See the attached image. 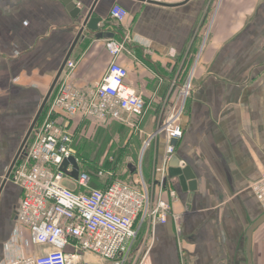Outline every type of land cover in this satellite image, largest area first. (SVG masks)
Listing matches in <instances>:
<instances>
[{"label":"crops","instance_id":"0c3cea01","mask_svg":"<svg viewBox=\"0 0 264 264\" xmlns=\"http://www.w3.org/2000/svg\"><path fill=\"white\" fill-rule=\"evenodd\" d=\"M65 1L0 0V264L42 249L17 221L22 192L8 172L69 55L76 64L69 81L78 88L100 82L113 62L125 67L153 126L155 112L173 101L172 88L193 72L175 155L194 174L197 190L184 192L168 178L163 198L171 214L166 224L136 223L132 262L139 256L142 264H247L245 233L264 213L251 190L264 176V0H226L218 17L215 0H73L82 19L94 9L100 29L125 43L116 59L107 51L109 38L98 33L85 30L75 44L82 20L72 18ZM116 5L128 12L123 23L111 18ZM82 122L75 119L74 136ZM152 141L141 155L151 151L152 174L141 158L138 167L150 189L167 146L163 135ZM70 189L78 190L76 183ZM252 253L254 264H264V224L253 235Z\"/></svg>","mask_w":264,"mask_h":264},{"label":"built area","instance_id":"2783aa9c","mask_svg":"<svg viewBox=\"0 0 264 264\" xmlns=\"http://www.w3.org/2000/svg\"><path fill=\"white\" fill-rule=\"evenodd\" d=\"M127 17L122 7L112 8L111 18L116 22L123 23ZM106 48L116 59L126 45L111 39ZM75 68L74 62L67 63L69 72L60 80L43 120L11 174V182L22 192L17 221L29 230L33 246L42 249L9 264H142L139 256L132 262L135 225L147 221L166 224L171 214V202L163 194L168 165L175 154L172 143L184 137L182 118L192 91L191 80L182 86L174 101H167L161 110L160 129L145 144L148 146L162 134L167 143L163 164L155 171L152 193L141 171L138 182L131 185L115 180L112 172L102 168L98 177L103 189L92 188L91 176L81 172L76 181L78 190H72L64 185L72 167L63 171L62 166L75 157L74 135L62 120L81 117L97 125L129 124L146 108L143 96L127 83L128 70L118 63H111L106 76L90 88H78L69 81ZM155 188H159L158 193ZM251 190L264 206V176ZM169 195L176 200L174 191L169 190Z\"/></svg>","mask_w":264,"mask_h":264},{"label":"rangeland","instance_id":"374dc122","mask_svg":"<svg viewBox=\"0 0 264 264\" xmlns=\"http://www.w3.org/2000/svg\"><path fill=\"white\" fill-rule=\"evenodd\" d=\"M225 1L226 0H215V4L213 5L217 17L220 15L223 5H225ZM214 8H212V10ZM192 73L190 71L188 76L185 77L183 85L189 80H191L192 85V75H190ZM172 89L173 92L176 90V88ZM150 112L151 110L149 113ZM156 113H158V115ZM160 116L161 111L157 110L154 114V119H156L154 126L147 115V110L140 116L132 117L129 124H113L111 126L98 128V125L91 124L92 126H89L90 128L86 129L84 137H79L73 145L75 156L78 160L83 162L85 166H89V164H95L96 166L110 165V168L114 166L118 171L117 175L119 180L135 184L136 179L138 180L137 175L140 173L137 168L140 167L141 164V155H144L146 150H152L154 147V141H152L149 146H145V144L147 139L160 129ZM151 120H153V117ZM62 122L69 125L71 131H73L75 120H62ZM133 136L138 138L136 146L134 142V147L133 144L130 145V139ZM143 176H145V173ZM78 177L79 170L74 167L71 171V180H66L64 185L67 188H74ZM144 178L148 183L146 176Z\"/></svg>","mask_w":264,"mask_h":264},{"label":"water","instance_id":"95a60500","mask_svg":"<svg viewBox=\"0 0 264 264\" xmlns=\"http://www.w3.org/2000/svg\"><path fill=\"white\" fill-rule=\"evenodd\" d=\"M67 10L69 11V13L71 14L72 18L74 20H79L81 19V29L80 32L78 34L77 40L75 41V44L78 42V40L80 39V37L82 36L83 32L85 30L92 32V33H98L96 35V37H98L99 39L102 38H109V39H113L114 36H109V34H106L105 32H103L100 29V25L102 24L103 20L100 18H96V17H92L93 14V10H90L89 13L85 16L84 19H82V11L80 8L77 7V3L73 0H69V1H65ZM74 44V45H75ZM70 55L68 56V58L65 60V62L63 63L58 75L55 78V81L52 85V87L50 88L48 94L46 95V97H44L42 105L36 115V117L34 118L30 129L23 141V144L21 145L16 158L14 159L10 170L8 172V177L10 176L16 162L18 161V159L21 157L22 152L24 151V149L26 148L27 142L29 141L33 131L35 130L42 114L43 111L46 108V105L51 97V95L53 94L58 81L63 73V70L66 66L67 61L69 60ZM177 141H173V145L177 146ZM69 165H73L75 168L78 169V165L77 162L75 160V158H71L67 161L64 162L63 164V171H66V169L69 167ZM168 178H177L180 186L182 188V190L184 192H195L197 190V182L195 181V176L194 174L191 172V170L187 167V165L185 164V162H183L179 156L175 155L172 157L170 163H169V170H168ZM264 224V213L257 219L255 220L247 229L246 233H245V239L247 241V248H246V258H247V264H254L253 263V253H252V245H253V235L255 233V231L260 228L262 225Z\"/></svg>","mask_w":264,"mask_h":264},{"label":"trees","instance_id":"16d2710c","mask_svg":"<svg viewBox=\"0 0 264 264\" xmlns=\"http://www.w3.org/2000/svg\"><path fill=\"white\" fill-rule=\"evenodd\" d=\"M175 88H180V87H175ZM178 93V89H176L174 92L172 91L171 95H170V98L173 97L175 98L176 95ZM44 117V116H43ZM113 124H120V125H123L121 123H118V122H112V123H108L106 125H98V127H104V126H111ZM89 126H92L91 123H89L88 121H85V122H82L80 124H77L76 128H75V140H74V144L75 142L78 140L79 137H84V133L86 131V129L90 128ZM83 131V132H81ZM82 133V134H81ZM134 142H135V146H136V142H137V137L136 136H133L131 139H130V145L133 144V147H134ZM93 163V162H92ZM143 163H144V169L147 173V175H151L152 172H153V159H152V156H151V151L149 152H146L145 156H144V160H143ZM79 169L81 172H84V173H87L91 176V187L92 188H95V189H103L104 188V185H103V182L100 181L99 177H98V171H99V168H102V169H105L107 171H110L114 174V179L117 180V181H121L118 179V171L117 169L113 166L112 168H110L111 166L108 165V166H104V165H100V166H96L95 164H89V166H85V164L83 162H81L79 160ZM138 170V168H137ZM123 182V181H121ZM127 183V182H125ZM127 184H131V183H127ZM132 185V184H131Z\"/></svg>","mask_w":264,"mask_h":264}]
</instances>
